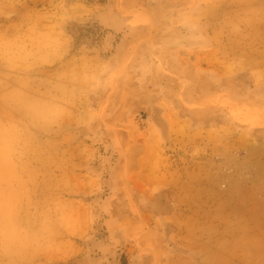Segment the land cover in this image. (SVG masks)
Masks as SVG:
<instances>
[{
	"label": "rangeland",
	"instance_id": "1",
	"mask_svg": "<svg viewBox=\"0 0 264 264\" xmlns=\"http://www.w3.org/2000/svg\"><path fill=\"white\" fill-rule=\"evenodd\" d=\"M2 158L0 264H264V0H0Z\"/></svg>",
	"mask_w": 264,
	"mask_h": 264
},
{
	"label": "bare ground",
	"instance_id": "2",
	"mask_svg": "<svg viewBox=\"0 0 264 264\" xmlns=\"http://www.w3.org/2000/svg\"><path fill=\"white\" fill-rule=\"evenodd\" d=\"M32 106V105H31ZM19 110V109H18ZM22 111V110H21ZM29 113V111H28ZM18 115V114H17ZM4 158L1 159L0 161V178H2L1 173L4 170V167L1 166L3 165L6 161L3 160ZM6 200V196H0V218H3L4 220L8 221L10 214H9V210L7 208V205L5 203Z\"/></svg>",
	"mask_w": 264,
	"mask_h": 264
}]
</instances>
